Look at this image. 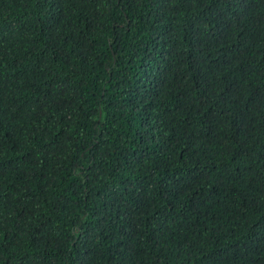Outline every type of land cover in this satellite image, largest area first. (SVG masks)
<instances>
[{"label": "trees", "instance_id": "trees-1", "mask_svg": "<svg viewBox=\"0 0 264 264\" xmlns=\"http://www.w3.org/2000/svg\"><path fill=\"white\" fill-rule=\"evenodd\" d=\"M0 264H264V0H0Z\"/></svg>", "mask_w": 264, "mask_h": 264}]
</instances>
